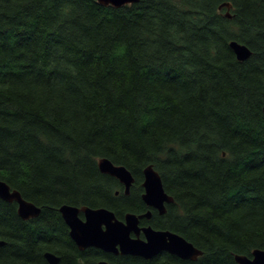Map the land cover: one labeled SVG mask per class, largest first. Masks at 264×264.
<instances>
[{"label":"trees","instance_id":"trees-1","mask_svg":"<svg viewBox=\"0 0 264 264\" xmlns=\"http://www.w3.org/2000/svg\"><path fill=\"white\" fill-rule=\"evenodd\" d=\"M263 108L264 0H0V179L41 207L0 197V264H239L264 249ZM149 164L174 197L149 222L203 254L80 249L59 207L147 212Z\"/></svg>","mask_w":264,"mask_h":264},{"label":"water","instance_id":"water-1","mask_svg":"<svg viewBox=\"0 0 264 264\" xmlns=\"http://www.w3.org/2000/svg\"><path fill=\"white\" fill-rule=\"evenodd\" d=\"M98 1L104 5L121 7L139 0ZM227 5L231 6L228 3ZM230 46L239 60H246L252 54L247 44L232 40ZM98 165L102 172L118 178L125 187V193L129 194L135 178L126 166L117 165L107 157L100 158ZM143 187L144 202L159 208L160 212L164 213L165 202H172L173 198L166 193L161 175L153 165H148L144 169ZM0 197L8 202H16L19 214L25 219L36 217L41 212V207L24 198L19 190L12 189L2 179H0ZM59 210L69 227L72 239L82 250L97 247L114 254L141 256L146 259H151L162 252L191 260H196L203 254L201 249L177 232L155 229L151 225L140 226V219L150 218L151 210L143 214L127 213L124 220L118 218L116 213L107 207L65 203L59 207ZM141 231L144 232L145 238L140 237ZM132 233L135 236H132ZM44 255L50 264H57L60 261V256L54 252L46 251ZM235 258L239 264H264V249L256 248L251 256L237 254ZM102 264L106 263L102 262Z\"/></svg>","mask_w":264,"mask_h":264},{"label":"flooded vegetation","instance_id":"flooded-vegetation-1","mask_svg":"<svg viewBox=\"0 0 264 264\" xmlns=\"http://www.w3.org/2000/svg\"><path fill=\"white\" fill-rule=\"evenodd\" d=\"M145 191V189H144V187H143V191H142V194H141V197L143 196V192ZM143 199V198H142ZM144 201V200H143ZM173 202V201H172ZM169 203H171V202H166V204H169ZM165 204V205H166ZM147 205V204H146ZM147 206H149V205H147ZM148 210H151V217L150 218H147V217H144V218H141L140 219V225L141 226H149V225H151L153 228H155V229H163V230H167V229H165V228H157V227H155L154 225H152L150 222H149V220H152L153 219V215L156 213V214H158V215H160V216H162V215H164L165 213H166V211L164 212V213H161L160 212V209L159 208H156V207H153V206H149V209ZM145 213V212H144ZM137 214V213H136ZM140 214H143V213H140ZM121 219V218H120ZM123 219V218H122ZM67 224V223H66ZM69 234H70V232H69ZM133 236H135V234L133 233L132 234ZM140 237H142V238H145V234H144V232L143 231H141V234H140ZM78 246V245H77ZM102 251H104V250H102ZM104 252H106V251H104ZM107 253H110V252H107Z\"/></svg>","mask_w":264,"mask_h":264},{"label":"bare ground","instance_id":"bare-ground-1","mask_svg":"<svg viewBox=\"0 0 264 264\" xmlns=\"http://www.w3.org/2000/svg\"><path fill=\"white\" fill-rule=\"evenodd\" d=\"M135 3V2H134ZM130 4V3H129ZM237 41V40H236ZM239 42V41H238ZM241 43V42H240ZM102 158V157H101ZM108 158V157H107ZM112 161V160H111ZM113 162V161H112ZM114 163V162H113ZM117 165H121V164H117ZM149 165H152V164H149ZM125 166V165H124ZM148 166V165H147ZM146 166V167H147ZM145 167V168H146ZM154 167V166H153ZM130 170V169H129ZM131 171V170H130ZM135 178V177H134ZM135 182V181H134ZM134 184V183H133ZM133 186V185H132ZM131 190V189H130ZM166 191V190H165ZM130 193V192H129ZM166 193L169 195V196H171L172 198H173V200L172 201H174V197L172 196V195H170L167 191H166ZM166 202H169V201H166ZM166 202H165V204H166ZM19 213V212H18ZM128 213H134V212H128ZM127 214V213H126ZM125 214V215H126ZM20 215V214H19ZM21 216V215H20ZM125 217V216H124ZM23 218V217H22ZM25 219V218H24ZM27 219H29V218H27ZM125 218H123L122 220H124ZM141 226V225H140ZM167 230H169V229H167ZM133 234V233H132ZM133 236V235H132ZM183 236V235H182ZM183 237H185V236H183ZM186 238V237H185ZM187 239V238H186ZM197 247V246H196ZM97 248V247H96ZM100 249V248H99ZM102 250V249H101ZM237 255V254H236ZM235 255V256H236ZM241 255H246V254H241ZM236 259V258H235ZM237 261V260H236ZM102 262H105V261H101V264H102ZM106 264H107V262H105Z\"/></svg>","mask_w":264,"mask_h":264}]
</instances>
